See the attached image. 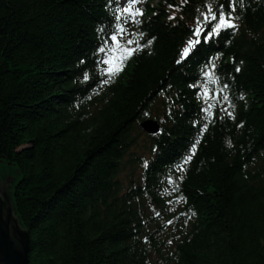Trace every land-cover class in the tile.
Returning a JSON list of instances; mask_svg holds the SVG:
<instances>
[{"label":"trees","instance_id":"trees-1","mask_svg":"<svg viewBox=\"0 0 264 264\" xmlns=\"http://www.w3.org/2000/svg\"><path fill=\"white\" fill-rule=\"evenodd\" d=\"M154 1L139 26L156 37L151 51L100 84L82 70L92 69L97 25L112 19L106 0H0V161L17 167L10 193L30 264H264V0H243L231 43L222 33L212 46L235 77V119L216 102L224 118L183 173L171 166L202 104L189 83L211 48L175 61L205 0ZM153 110L163 130L148 136L145 153L155 150L143 162L138 124ZM169 174L184 176L175 190Z\"/></svg>","mask_w":264,"mask_h":264},{"label":"snow or ice","instance_id":"snow-or-ice-1","mask_svg":"<svg viewBox=\"0 0 264 264\" xmlns=\"http://www.w3.org/2000/svg\"><path fill=\"white\" fill-rule=\"evenodd\" d=\"M186 2L187 0H181V5ZM142 3L143 0H106L105 8L112 19L102 21L97 25L98 43L92 53L94 58L92 69L82 70L84 81L91 79L100 84H108L123 70L127 61L134 54L145 48L151 51V45L156 37L153 35L144 40L145 30L138 27L142 23L140 17L144 12ZM238 5L243 7V0H205L204 4L198 7V14L194 17L191 31L178 51L176 64H182L186 60L191 64L200 53L204 52L205 47L211 48L205 58L197 64V75L189 83V87L196 89L193 93L194 96L197 99L202 97L199 114L191 121L193 125H199V127L196 128L195 135L189 141L187 148L177 158V161L173 162L171 168L175 172L183 173L186 171V165L195 154L209 124L224 118L213 110L216 108L217 101H223L226 105V107H220L218 111L235 119V104L232 102L231 94V86L235 77L232 76L229 80L224 71L219 69L223 52L212 46L220 42L222 33L225 37H229L224 39V43H231L230 36L234 35L240 27V15L237 13ZM169 7H174V5L169 4ZM175 7L179 8L180 6L175 5ZM175 15L176 13L173 12L169 19H174ZM233 61L235 63V58ZM80 62L84 63V60L82 59ZM242 63L243 61H240L235 64V72L241 71L240 65ZM92 70L97 72L96 77L91 75ZM239 97L243 99L244 93L240 92ZM242 123L240 122L237 126H241ZM226 142L229 147H232L231 139ZM147 166L148 161H145V167ZM177 179L182 181L184 179L183 174L178 177H175L174 174L167 176V182L173 185V190L179 186L176 183ZM179 199L186 200L187 198L181 194Z\"/></svg>","mask_w":264,"mask_h":264},{"label":"water","instance_id":"water-1","mask_svg":"<svg viewBox=\"0 0 264 264\" xmlns=\"http://www.w3.org/2000/svg\"><path fill=\"white\" fill-rule=\"evenodd\" d=\"M141 128L150 134L159 131V126L151 120ZM18 178L17 167L0 161V264H30V234L21 225L11 199Z\"/></svg>","mask_w":264,"mask_h":264},{"label":"bare ground","instance_id":"bare-ground-1","mask_svg":"<svg viewBox=\"0 0 264 264\" xmlns=\"http://www.w3.org/2000/svg\"><path fill=\"white\" fill-rule=\"evenodd\" d=\"M145 116V115H144ZM143 116V117H144ZM165 134H167L169 137H171V139H175V143H177V141H179V140H181L180 138V136H178V137H176V136H174V134L173 133H170V132H166ZM156 136H158V134H156ZM147 139H148V136L146 137ZM146 144H148V143H146V142H143L142 143V145H146ZM172 149H177L178 147L176 146V144H173L172 145V147H171ZM149 152L147 153V154H140V155H138V154H136V156H138L139 158H141L140 160L141 161H143L144 162V160L142 159L143 157H146L147 159L148 158H151V152H154V150L153 149H151V150H148ZM145 165V163H142L141 164V168H144L145 170H146V168L147 167H145L144 166ZM140 172H141V170L139 171V169L137 168V166L135 167V165L133 166V170H132V174H135V175H139L140 174ZM142 173V172H141ZM137 185V183L135 182L134 184H133V186H136Z\"/></svg>","mask_w":264,"mask_h":264},{"label":"rangeland","instance_id":"rangeland-1","mask_svg":"<svg viewBox=\"0 0 264 264\" xmlns=\"http://www.w3.org/2000/svg\"><path fill=\"white\" fill-rule=\"evenodd\" d=\"M144 151H146V149H145V147L143 145H142V148L141 149H138L137 150V152H140L141 154L144 153Z\"/></svg>","mask_w":264,"mask_h":264}]
</instances>
